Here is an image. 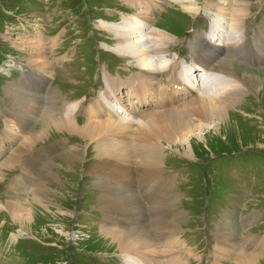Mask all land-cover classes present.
<instances>
[{
    "label": "rangeland",
    "instance_id": "obj_1",
    "mask_svg": "<svg viewBox=\"0 0 264 264\" xmlns=\"http://www.w3.org/2000/svg\"><path fill=\"white\" fill-rule=\"evenodd\" d=\"M241 1L248 3H245L246 14L235 27H242L245 47L234 49V56L227 52L216 54L212 61L216 63L225 58L234 76L239 78H243V72L264 73L261 71L264 70V58L252 56L253 51L264 50L261 48L262 40L264 42V0ZM219 2L191 0L198 10L196 16L190 15L191 18L175 3L167 4L157 13L151 26L154 23L156 29L173 38L166 58L178 59L187 67L196 62L195 58L203 56L201 47L204 36L211 30V18L217 19L218 15L220 23H233L232 18L238 14L233 7H227L229 11L217 12ZM234 3L232 0L227 2L230 6ZM121 12L134 13V10L124 0H0V60L2 54H9L16 60L19 58L31 70L28 73L24 69L27 71L25 74L14 72L9 79L0 77V133L5 123L8 126L16 124L11 116L16 111L28 122L26 129L22 130L21 136L24 137L18 142L24 147L26 142H23L41 129L43 117L52 106L80 102L82 107H88L105 91L106 77L119 80L139 72L134 62L121 59L102 47L104 42L112 45L113 36L102 30L101 25L121 21ZM36 29L54 39V44L37 46L32 44L35 42L33 39L25 45V37L34 34ZM37 54L46 57V65L35 62ZM47 67H50L51 75L40 90L37 70ZM157 79L165 80V73L157 74L155 81ZM239 80L241 86L248 87L242 79ZM125 105L130 108L128 103ZM134 108L143 110L135 104ZM227 109L229 124L220 128L219 133L205 121L191 117L205 134L203 143L194 138L191 140V156L184 155L182 145L168 146L163 141L166 145L161 178L166 179L170 189L164 209L175 212L176 218L168 226H173V229H161L163 207L162 196L158 193L153 205L138 199V210L130 220L126 215L116 225L113 222L117 220L109 221L111 216H125L121 211L128 207L118 211V206L131 192H125L121 183L120 186L113 185L112 178L101 170V160L94 147L96 142L77 135L51 132L44 140L36 141L29 148L24 147L25 153L18 162L0 165V204H3L0 208V241L7 244L8 236L13 234L20 238L14 252L8 255L1 253L0 264H112L114 260V264H123L126 254L114 253L116 249L101 233V224L106 220L111 224L107 226H117L119 231H132L129 226H123V222H133V226L139 228L145 226L149 236L156 241H161V230L167 232V236L170 235L168 231L175 233L171 235L173 242L166 244L169 247L160 245L164 261V257L174 256L180 264H236L237 258L235 261L226 253L213 251V234L227 233V229L231 234L226 237L232 238V242L248 235L263 238L260 255L264 257V96L248 91ZM71 119L83 122L86 117L80 113L76 119ZM161 142L158 143L162 145ZM70 147L75 148L80 158L73 168L65 167L61 161ZM137 169L132 171L137 173ZM41 175H44L45 183H42ZM16 177L19 182H15ZM58 177L62 179L61 187L53 186L56 183L53 179ZM128 185L139 196L144 186L153 192L151 183L146 184L138 178H132ZM43 186L59 193L50 196L53 203L44 200L49 212L33 205L35 220L29 226V236H25V232L5 212L6 206L17 202L37 203L32 191ZM111 186L120 188L117 194L110 191L106 195L108 198L102 197V192H108ZM98 199H103L107 208H100ZM61 209L66 213L63 214ZM249 215L253 217L246 219ZM221 222L227 228L218 229ZM80 229L89 231L90 236L80 234ZM176 237L184 247L176 245ZM175 252L180 254L174 255Z\"/></svg>",
    "mask_w": 264,
    "mask_h": 264
},
{
    "label": "bare ground",
    "instance_id": "obj_2",
    "mask_svg": "<svg viewBox=\"0 0 264 264\" xmlns=\"http://www.w3.org/2000/svg\"><path fill=\"white\" fill-rule=\"evenodd\" d=\"M124 1L134 8L135 12L120 13L121 21L114 23V25H101L102 30L113 33L114 39L112 46L103 44L102 47L121 59L125 58L131 63L134 62L139 72L119 80L111 76L106 77L105 91L101 92L88 107H82L79 102L52 106L43 117L41 129L33 132L23 143L26 142L24 147L29 148L36 141L47 138L51 132L77 135L84 140L96 142L94 147L96 156L101 160V170L112 178L113 185L120 186L121 183L125 192H131L129 196L120 194L124 196L125 201L119 204L118 211L122 207H128V209L121 211L125 216H111L109 221L117 220L113 222L116 225L120 221L119 219H125L126 215H129L126 219L130 220L138 210V202H136L138 199H141L143 203L153 205L156 200V193H158L162 196L163 207L161 229H165L176 218L173 209L171 212L164 209L167 198L170 196L169 183L166 179L161 178L164 171L162 158L165 155V142L168 146L182 145L184 155L191 156V140L194 138V140L203 143V136L205 135L201 133L202 129L192 122L194 118L191 120V117L205 121L219 133L220 128L229 124L227 108L233 107L242 95L248 91H253V93L257 94L258 92L259 95L264 96V77L261 78L260 76L264 73L257 75L254 72H243V78H239L234 76L225 58H220V61L213 63L209 57L230 52L234 48L242 47V43L245 44L246 38L241 33L242 27L236 28L235 25L243 21L247 7L245 3L248 5L247 2L232 0L235 3L230 6L227 4L229 0H220L218 4L221 7L217 5V12L227 11V7H233L235 13L238 12V14L236 13L232 18L234 19L233 23L229 21H221L220 23L217 21L218 18L212 21V29L204 36V45L201 47V54L206 51L207 54L203 58H195L197 64L193 63L187 68L178 59L166 58L168 47H170L173 38L165 31L151 26V23L157 13L169 3H175L182 9L177 8L187 15H197L198 10L192 5L191 0ZM25 39L23 41L25 45L28 42L31 43L33 39L35 42L32 44L35 43L37 46L41 44L52 46L54 44V39L45 36L39 29H36L34 34L27 35ZM262 43L261 48H264L263 40ZM253 52L252 56L264 58V50ZM36 57L42 61L35 60V62H40L42 65L47 64L45 56L37 54ZM26 69L28 73L31 72L28 67ZM197 71H199L198 75H196ZM161 72L165 73L166 79L155 81L156 75ZM23 74H25L24 71ZM37 74L41 90L42 84H45L51 75L50 67L43 70L38 69ZM238 78L242 79L248 87L241 86L242 82ZM233 82H235L234 85L241 87L232 85ZM48 90L46 89V91ZM38 97L41 99V95ZM124 102L128 103L130 108L124 105ZM134 104L143 106V110L135 109ZM55 107L56 109H54ZM80 113L86 117L85 121L79 122L71 119V117L76 119V115ZM12 115L18 127L15 123H11L12 126L5 123L0 133V159L3 162H0V165L2 167L15 164L18 158L25 153L24 147L18 142L24 137L21 136L22 130L26 129L28 122L16 111H13ZM159 141H162V145L158 143ZM11 145L15 146L11 148ZM74 149L70 147L64 152L66 156L61 157L62 164L67 168H73V165H77L80 160ZM138 157H140L139 161L137 160ZM135 169H137V173L132 171ZM41 176L42 183H45L44 175ZM132 178H138L140 181H145L146 184L151 183L150 187L153 188V192L150 193V188L144 186L139 196L128 185ZM53 180H55L54 183L56 182L53 186H62L60 177ZM119 189L111 186L108 192H102V197L106 198L110 191L117 194ZM50 190L46 186L34 189L32 195L37 203L17 202L6 206L5 212L25 232V236H29V226L35 220L33 205L39 210L50 211L44 200L53 203L54 201L50 196L54 193L57 196L59 193ZM61 195L65 194L61 193ZM99 200L101 201L99 202L100 208H107L103 199L97 201ZM2 207L3 204H0V208ZM57 207L60 208L58 204ZM61 212L64 214L66 210ZM246 219H250V217ZM109 221L106 220L101 224V233L106 236L105 239L109 242L108 244L116 249L114 253L126 254L124 255L126 264L180 263L177 257L166 258L165 261L161 259L163 253L160 249V241L151 238L145 226L139 228V226L134 227L135 223L133 222H123V226H129L132 231H119L117 226H107L111 225ZM168 228L173 229V226ZM168 232L170 235L175 234ZM160 233L161 236H165L162 242V246L165 248L166 244L171 242L172 237L167 236V232L164 233V230L163 232L161 230ZM8 237L7 244L0 241L1 258L2 252L7 255L9 252H14V248L20 239L14 234ZM174 242L176 245L182 246L179 237H176ZM238 244L241 250L235 255L236 264H262L264 257L259 253L263 249V238L248 236V238H243L238 242H232L231 239L220 233L217 237L215 252L226 251L227 254H232ZM224 246H227L228 249H225ZM231 247H233V251L229 250ZM247 247H249L248 250ZM175 260L178 261L174 262Z\"/></svg>",
    "mask_w": 264,
    "mask_h": 264
}]
</instances>
